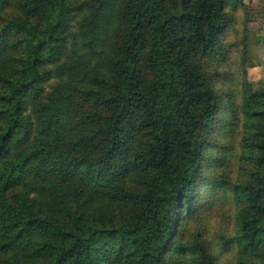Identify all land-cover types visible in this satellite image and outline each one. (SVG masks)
Instances as JSON below:
<instances>
[{
    "label": "trees",
    "instance_id": "trees-1",
    "mask_svg": "<svg viewBox=\"0 0 264 264\" xmlns=\"http://www.w3.org/2000/svg\"><path fill=\"white\" fill-rule=\"evenodd\" d=\"M240 6L0 0V264H219L184 220L221 199L240 264H264V86L248 48L241 104L208 70ZM220 122L242 134L235 181L210 154Z\"/></svg>",
    "mask_w": 264,
    "mask_h": 264
},
{
    "label": "rangeland",
    "instance_id": "rangeland-1",
    "mask_svg": "<svg viewBox=\"0 0 264 264\" xmlns=\"http://www.w3.org/2000/svg\"><path fill=\"white\" fill-rule=\"evenodd\" d=\"M240 6L235 9L234 19L236 24L232 27L229 36L225 39L226 48L223 53L212 57L208 62L211 83L217 89L221 99L226 102L241 104L245 76V49L248 48L246 33L249 32V22L258 15L257 9L251 8L248 0H234ZM231 9V8H229ZM75 19L71 20L74 31L76 30ZM248 72V71H247ZM249 79V78H248ZM254 87H260L257 83L251 82ZM221 122L210 139V154L216 160L215 170L223 177L235 181L245 172L246 160L242 158L241 136L237 134L236 140L226 139L225 133L219 132ZM227 148L220 147L223 144ZM209 156V153L207 154ZM206 155V157H207ZM197 215V216H196ZM185 229L187 239L201 237L210 244L219 264H240L239 251L235 242H227L228 237L235 235L237 223L235 206L231 201L221 199L214 203L212 208L200 210L195 215L185 218Z\"/></svg>",
    "mask_w": 264,
    "mask_h": 264
},
{
    "label": "crops",
    "instance_id": "crops-1",
    "mask_svg": "<svg viewBox=\"0 0 264 264\" xmlns=\"http://www.w3.org/2000/svg\"><path fill=\"white\" fill-rule=\"evenodd\" d=\"M258 15L249 22L248 32V78L264 86V0H248Z\"/></svg>",
    "mask_w": 264,
    "mask_h": 264
},
{
    "label": "water",
    "instance_id": "water-1",
    "mask_svg": "<svg viewBox=\"0 0 264 264\" xmlns=\"http://www.w3.org/2000/svg\"><path fill=\"white\" fill-rule=\"evenodd\" d=\"M184 0H179V7L181 8Z\"/></svg>",
    "mask_w": 264,
    "mask_h": 264
}]
</instances>
